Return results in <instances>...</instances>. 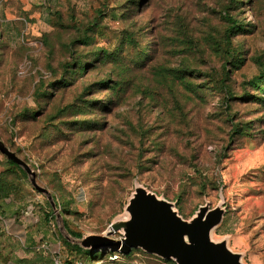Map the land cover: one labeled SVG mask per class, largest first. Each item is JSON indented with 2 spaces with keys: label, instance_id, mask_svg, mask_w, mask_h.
<instances>
[{
  "label": "rangeland",
  "instance_id": "obj_1",
  "mask_svg": "<svg viewBox=\"0 0 264 264\" xmlns=\"http://www.w3.org/2000/svg\"><path fill=\"white\" fill-rule=\"evenodd\" d=\"M0 139L61 215L0 152L1 264H176L62 234L107 235L136 185L221 205L212 239L264 264V0H0Z\"/></svg>",
  "mask_w": 264,
  "mask_h": 264
},
{
  "label": "water",
  "instance_id": "obj_2",
  "mask_svg": "<svg viewBox=\"0 0 264 264\" xmlns=\"http://www.w3.org/2000/svg\"><path fill=\"white\" fill-rule=\"evenodd\" d=\"M0 152L28 174L33 188L47 197L56 219H59L61 215L57 212L52 195L37 184L27 162L1 139ZM125 210L127 215L112 221L107 235L91 234L75 239L66 230L62 220L59 227L65 238L76 240L83 248H112L122 254L140 248L164 260H173L176 264H246L240 253L229 248L225 239L214 240L211 237L225 213L221 205H200L190 219H184L172 202L142 185H136ZM114 232L121 233V238H111Z\"/></svg>",
  "mask_w": 264,
  "mask_h": 264
},
{
  "label": "trees",
  "instance_id": "obj_3",
  "mask_svg": "<svg viewBox=\"0 0 264 264\" xmlns=\"http://www.w3.org/2000/svg\"><path fill=\"white\" fill-rule=\"evenodd\" d=\"M99 12V11H98ZM121 50V49H120ZM233 57V56H232ZM139 64H137L136 63V65L135 66H138ZM261 76H258L256 79H255V83H257L259 80V78H260ZM9 161V163H11V164H14L15 166H17V167H19L18 165H16L15 163H13L12 161H10V160H8ZM49 206H50V204H49ZM51 207V206H50ZM51 210H52V208H51ZM67 231L69 232V234L71 235V236H73V237H79V235H77V234H75V233H73V232H71L70 230H68L67 229ZM76 247L78 248V249H80V250H83L80 246H78V245H76ZM86 249H90V248H86ZM97 250V249H96Z\"/></svg>",
  "mask_w": 264,
  "mask_h": 264
},
{
  "label": "built area",
  "instance_id": "obj_4",
  "mask_svg": "<svg viewBox=\"0 0 264 264\" xmlns=\"http://www.w3.org/2000/svg\"><path fill=\"white\" fill-rule=\"evenodd\" d=\"M43 246H44V245H43ZM116 258H117V256H115V255L112 257V259H116ZM0 264H1V263H0ZM53 264H62V263H61V261L57 258V259H54V260H53Z\"/></svg>",
  "mask_w": 264,
  "mask_h": 264
}]
</instances>
